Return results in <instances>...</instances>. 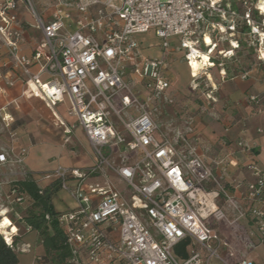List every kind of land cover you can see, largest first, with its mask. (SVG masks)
Returning <instances> with one entry per match:
<instances>
[{
  "label": "built area",
  "instance_id": "2783aa9c",
  "mask_svg": "<svg viewBox=\"0 0 264 264\" xmlns=\"http://www.w3.org/2000/svg\"><path fill=\"white\" fill-rule=\"evenodd\" d=\"M74 1L58 5L51 20L36 12L29 0L0 1V40L9 47L12 67L50 105L68 101L75 121L70 132L80 127L94 152L91 167L59 166L41 176L48 184L59 180L61 191L74 203L58 217L72 248L71 264H257L225 260L221 251L227 244L216 225L233 227L251 217L256 237L264 242V172L255 162L248 163L253 181L237 199L186 134L170 135L159 127L154 118L158 104L173 103L166 96L167 61L165 56L144 57L137 36L153 33L164 52L177 40L195 81L192 60L198 58L199 38L205 43L210 37L211 45L205 43V48L214 67L217 45L211 34L202 32L204 25L221 39H232L242 29L261 64L262 0L242 11L224 0ZM21 4L27 5L43 36L31 56L21 51ZM255 11L261 20L254 18ZM230 44L231 50L219 52L224 58L240 47L238 40ZM240 77L246 80L249 72ZM140 83L145 96L136 86ZM248 100L264 112V97L250 95ZM10 118L3 116L7 127ZM238 146L244 147L242 142ZM27 157L26 148L12 147L0 153V164L22 166ZM260 203L263 207H256ZM184 239L198 249L182 260L174 249ZM5 241L13 247L11 239Z\"/></svg>",
  "mask_w": 264,
  "mask_h": 264
},
{
  "label": "crops",
  "instance_id": "0c3cea01",
  "mask_svg": "<svg viewBox=\"0 0 264 264\" xmlns=\"http://www.w3.org/2000/svg\"><path fill=\"white\" fill-rule=\"evenodd\" d=\"M73 15L75 16V13ZM31 26L41 34L34 25ZM20 28L23 37L21 51L24 55L31 56L43 42V36L41 34L42 41L33 46V43L31 45V37L28 32L23 29L21 24ZM147 37L155 41L148 40ZM137 40L140 43L141 53L144 57L159 58L165 56L167 61L165 76L170 84L166 96L173 100L172 104L176 102L177 98L181 102L178 112L180 115H171L172 104L165 101L159 103L158 109L162 118L156 117V114L154 115L155 121L161 129L170 135H174L176 132L186 134L192 145L196 148L197 153L213 168L216 175L223 177L230 193L237 199H240L242 193L246 191L248 183L253 181L246 165L253 161L264 172V112L260 107L248 100L250 95L264 97V73L262 74L257 67H254L248 71L249 77L246 80L240 77L242 72L234 76L221 72L216 74L214 80L212 74L208 72L205 76H207L211 88L206 91L207 94L205 92L202 93L203 98L198 94L197 97L201 102L189 99L183 101L184 95L170 94L173 78L172 75H169V71L174 65L172 56L175 54V51L181 53L185 63L184 66L191 74V70L185 59V51L179 48V42L175 39L172 40L169 48L164 52L161 41L153 33L139 35L137 36ZM6 65L9 66V71L3 74L4 79L12 80V86H16L14 90H7L0 85L4 94L10 92L13 95L11 102L2 106V108L6 107L8 115L12 116L8 112V106L15 104L16 108L19 109V102L24 100V98L33 99L31 102L33 112H37L34 108L36 105L35 101H40L47 108L50 123L62 131L64 138L69 137V142H64L65 145L75 144L72 137L74 133L78 138H86L89 143L80 127H76L70 132V126L75 121L69 114V103L67 100L55 106L50 105L44 100L42 94L34 84L25 82L20 73L12 67L11 62H5ZM260 65L257 64V66ZM34 71H36V68H34ZM42 78L46 80L47 76H43ZM137 88L142 96L147 94L142 85L138 84ZM195 93L197 94L198 92L194 90L191 95L195 96ZM239 142L243 143V148L238 146ZM12 147H24L28 150L26 163L22 166L0 164V168L7 166L12 168L10 175L18 177L17 179H22L26 175L31 174L41 185L48 184V181L42 180L41 176L55 170L59 166L85 169L95 163L91 145V153L88 156L73 157V155H69V150L65 146L55 148L49 141L45 144L32 143L26 147L20 142L17 143V140H14L13 144H5L0 135V153L8 152ZM70 152V154H73L74 151ZM55 159H58V162L55 163ZM73 160L78 161V163H73ZM67 198V194L62 191L58 193L57 198H54L53 203L57 211L61 212L64 210L61 206L66 205ZM255 205L256 207H263V203ZM12 224L14 223L12 222ZM212 224L216 225L214 222ZM15 227L17 228V232L11 236V240L13 241L14 238H18L15 247L19 251L18 264H43V260L40 261L39 259H43L45 252L38 234L33 230L26 229L25 233L19 235L20 226L15 225ZM216 228L227 246L239 245L240 242H244L247 243V248L255 247L257 249L264 245V242H260L256 237L257 224L255 219L251 217L241 220L233 227L225 223H219L216 225ZM252 233H255V237H252ZM232 255L231 253L230 256Z\"/></svg>",
  "mask_w": 264,
  "mask_h": 264
},
{
  "label": "rangeland",
  "instance_id": "374dc122",
  "mask_svg": "<svg viewBox=\"0 0 264 264\" xmlns=\"http://www.w3.org/2000/svg\"><path fill=\"white\" fill-rule=\"evenodd\" d=\"M4 1V0H0ZM33 8L42 15L46 20H51L53 15L59 8L58 5H64L66 3H74V0H29ZM225 2H231L234 5H238L242 10L246 6H256L258 0H224ZM26 4V3H25ZM20 24L24 30L28 32L31 39V45L35 46L37 43L42 41V36L37 32L31 25L34 24L33 18L27 5L21 4L20 6ZM240 33L236 34L234 38H220V35L217 31H207L206 25L202 27V32L211 34L212 42L217 45L214 53L212 54L211 62L214 63V67L209 65L203 66V70H200L199 73L195 74L197 80L195 81L188 69L184 66V60L179 51H175L173 57V66L169 71V75H172V89L170 90L171 95L182 94L184 95V100H195L201 102L197 97L198 94L202 97V93L208 91L211 88V84L207 80L206 73L210 72L215 80L216 74L221 73L222 71L230 74L231 76L237 75L241 72L252 70L254 67H257L258 70L263 74L264 73V62L260 64L258 61L257 52L254 50V46L251 42L248 43V37L245 34H242L243 30L239 29ZM203 35V34H202ZM148 40H153L147 37ZM199 51L207 52L205 48V43L201 38H199ZM235 40L240 41V47L234 51L233 56L229 58H224L220 51L226 52L231 50L230 42H235ZM155 41V40H153ZM35 44V45H34ZM30 45V47H32ZM227 55V54H226ZM182 57V58H181ZM12 61V56L10 54L9 47L7 44L0 40V85L7 90H14L16 86H9V83H12V80L4 79L3 74L9 71V66H5V62ZM14 79V78H13ZM137 83V82H136ZM142 84L140 83V86ZM198 85L195 92V96L191 94L194 92L193 86ZM0 86V88H1ZM136 86H138L136 84ZM1 90V89H0ZM207 94V93H206ZM203 98V97H202ZM13 95L8 92L4 94L0 92V108L3 105L11 102ZM33 99H25L19 102L20 108L17 109L15 104L8 106V112L11 113V118L7 120L9 126H6V122H3V116L8 114L6 109L5 111L0 112V135L5 144H13L14 140H17V143L30 146V144H45L47 141L51 143L55 148L64 147L69 150V155L73 157H86L91 153V147L87 142L86 138H78L74 133L72 135L75 144H66L64 143L63 133L61 130L55 128L48 119V111L45 105L38 101L34 106L37 112H33L31 102ZM182 101V102H183ZM181 107V102L177 98L176 102L172 104L171 115H180L179 109ZM6 108V107H3ZM156 117H161L160 113H156ZM155 114V115H156ZM162 118V117H161ZM16 133V134H15ZM70 151H74L73 154H70ZM55 163L58 162V159H55ZM73 163H78V161L73 160ZM12 168L3 167L0 168V221L4 218L1 216L3 211H7L6 215L16 226H20L19 235L25 233L26 228L22 223L21 219L25 215L27 209L31 206V201L28 197H25L22 201H18L16 195L11 194V185L14 181L18 180L16 176L10 175ZM3 180V181H2ZM3 182V184H2ZM43 187L46 185H42ZM65 193V192H64ZM58 196V195H57ZM57 196L55 198H57ZM66 205L61 206L64 210L72 208L74 206L73 201L69 196H67ZM61 202L60 199H58ZM3 208V209H2ZM210 223V221H209ZM17 253L19 251L15 249ZM233 254L230 256V254ZM222 257L228 262L234 263L240 260L253 261L257 264H264V245L260 248H247V243L240 242L239 245H228L224 250L221 251ZM45 264H51L49 262ZM214 264H221L218 260H214Z\"/></svg>",
  "mask_w": 264,
  "mask_h": 264
},
{
  "label": "trees",
  "instance_id": "16d2710c",
  "mask_svg": "<svg viewBox=\"0 0 264 264\" xmlns=\"http://www.w3.org/2000/svg\"><path fill=\"white\" fill-rule=\"evenodd\" d=\"M238 11L242 9L231 3ZM254 18L261 20L258 12H254ZM247 30V29H246ZM11 194L16 195L21 201L28 197L31 206L27 209L21 221L26 229L35 231L44 248L43 264H71L72 248L67 241L66 232L61 227L58 217L60 212L56 210L53 200L61 191V182L55 180L46 186H40L31 174L14 181L11 185ZM48 217V218H47ZM18 238H14L13 247L7 245L5 238L0 234V264H18L19 257L15 251ZM198 247L190 239H184L174 249L175 255L182 260L188 259L192 251Z\"/></svg>",
  "mask_w": 264,
  "mask_h": 264
},
{
  "label": "bare ground",
  "instance_id": "6f19581e",
  "mask_svg": "<svg viewBox=\"0 0 264 264\" xmlns=\"http://www.w3.org/2000/svg\"><path fill=\"white\" fill-rule=\"evenodd\" d=\"M263 10H264V0L260 2ZM208 45H211V39L209 36H206V42ZM201 51V50H200ZM197 51V59L192 60V67H193V73L194 75L199 73L200 70H203V66H207L209 64V56L207 53ZM3 209V208H2ZM5 211L1 213V216H4V218L0 221V234L3 235L7 240L11 239V236L17 232V228L15 227L14 224H12L11 220L5 216ZM7 214V213H6ZM7 219L9 221V224L5 225L3 221ZM15 229V231H13Z\"/></svg>",
  "mask_w": 264,
  "mask_h": 264
},
{
  "label": "snow or ice",
  "instance_id": "6c2138e0",
  "mask_svg": "<svg viewBox=\"0 0 264 264\" xmlns=\"http://www.w3.org/2000/svg\"><path fill=\"white\" fill-rule=\"evenodd\" d=\"M3 223H4L5 225H7V224H9V221H8L7 219H5V220L3 221ZM13 231H15V229H13Z\"/></svg>",
  "mask_w": 264,
  "mask_h": 264
}]
</instances>
